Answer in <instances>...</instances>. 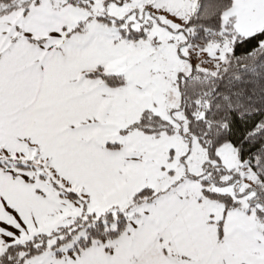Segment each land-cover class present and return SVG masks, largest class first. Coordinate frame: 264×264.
I'll list each match as a JSON object with an SVG mask.
<instances>
[{
	"label": "snow or ice",
	"instance_id": "6c2138e0",
	"mask_svg": "<svg viewBox=\"0 0 264 264\" xmlns=\"http://www.w3.org/2000/svg\"><path fill=\"white\" fill-rule=\"evenodd\" d=\"M0 264H264V0H0Z\"/></svg>",
	"mask_w": 264,
	"mask_h": 264
}]
</instances>
